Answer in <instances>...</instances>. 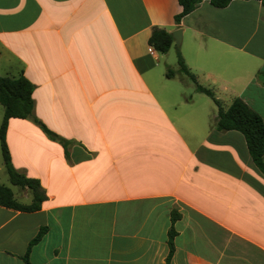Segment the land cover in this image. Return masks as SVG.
<instances>
[{
    "label": "crops",
    "instance_id": "obj_1",
    "mask_svg": "<svg viewBox=\"0 0 264 264\" xmlns=\"http://www.w3.org/2000/svg\"><path fill=\"white\" fill-rule=\"evenodd\" d=\"M178 10L177 0H0V74L24 75L33 114L73 140L65 157L30 116L7 119L10 162L45 197L31 211L0 205V264H23L39 226L30 264H165L171 209L167 264H264V175L238 130L212 126L216 105L175 54L223 108L239 96L264 124V4L198 0L175 22ZM153 26L180 28L178 45L154 50ZM12 195L31 200L27 186Z\"/></svg>",
    "mask_w": 264,
    "mask_h": 264
},
{
    "label": "trees",
    "instance_id": "obj_2",
    "mask_svg": "<svg viewBox=\"0 0 264 264\" xmlns=\"http://www.w3.org/2000/svg\"><path fill=\"white\" fill-rule=\"evenodd\" d=\"M213 6H223L229 0H208ZM264 4V0H260ZM198 0H177L179 10L173 15V20L178 22L179 19L193 9ZM172 37L170 32L162 27L153 26L147 36V43L156 51L164 52L171 44ZM177 69L180 72L187 74L193 82V87L196 91H200L208 95L216 105V113L213 118L212 126L217 130L236 129L243 138L252 162L264 175V161L262 154L264 152V124L260 115L250 108L239 96L232 98L230 103L223 108L218 99L214 96L213 91L198 83L193 74L190 73L184 64L178 47H175ZM165 75L170 76L172 69L166 68ZM33 84L21 73L10 76L0 74V105L2 107V115L0 119V154L2 164L7 173L8 180L11 184L18 186H27L31 192V200L29 202H18L14 199L9 186L0 183V205L11 207L14 209L31 211L38 209L45 194L39 185L38 179L28 176L23 172L18 171L10 162L8 148L5 142V129L7 119L11 116L26 117L30 116L36 122L44 133L52 138L57 139L62 145L64 156L68 157V145L73 142L70 138H65L42 123L32 112ZM178 216L174 210H170V224L166 232L167 255L165 264L168 262L169 254L173 248L172 237L174 229L173 221ZM45 231V226H39L35 234L27 241L26 248L22 254L23 264H30L27 259V254L30 246L35 243Z\"/></svg>",
    "mask_w": 264,
    "mask_h": 264
},
{
    "label": "rangeland",
    "instance_id": "obj_3",
    "mask_svg": "<svg viewBox=\"0 0 264 264\" xmlns=\"http://www.w3.org/2000/svg\"><path fill=\"white\" fill-rule=\"evenodd\" d=\"M3 65H4V62H1V64H0V72H1V69L3 68ZM2 182H4V183H2ZM0 183L5 184V185L11 187V188H12V191H13L14 193L17 191V189H18V187H19V186H17V185H12V184L9 183V181H8V179H7V173H6V171H5L3 165H2V167L0 168ZM13 197H14V196H13ZM14 199H15L16 201H18V202H21V201L26 200V199H24L23 197H21V196H17V195H15ZM24 202H25V201H24Z\"/></svg>",
    "mask_w": 264,
    "mask_h": 264
},
{
    "label": "water",
    "instance_id": "obj_4",
    "mask_svg": "<svg viewBox=\"0 0 264 264\" xmlns=\"http://www.w3.org/2000/svg\"><path fill=\"white\" fill-rule=\"evenodd\" d=\"M171 37L175 45H178L180 41V28L173 29L170 31Z\"/></svg>",
    "mask_w": 264,
    "mask_h": 264
}]
</instances>
